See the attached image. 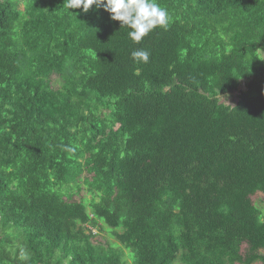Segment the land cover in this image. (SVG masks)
I'll return each mask as SVG.
<instances>
[{
  "label": "trees",
  "instance_id": "trees-1",
  "mask_svg": "<svg viewBox=\"0 0 264 264\" xmlns=\"http://www.w3.org/2000/svg\"><path fill=\"white\" fill-rule=\"evenodd\" d=\"M66 2L0 0V264H264V0Z\"/></svg>",
  "mask_w": 264,
  "mask_h": 264
},
{
  "label": "clouds",
  "instance_id": "clouds-1",
  "mask_svg": "<svg viewBox=\"0 0 264 264\" xmlns=\"http://www.w3.org/2000/svg\"><path fill=\"white\" fill-rule=\"evenodd\" d=\"M103 8L110 13V18L120 22L121 27L129 29L128 35L135 43L157 28L167 30L170 15L157 0H67L68 9L79 8L87 12L90 8ZM150 53L138 50L132 53L134 60L147 63Z\"/></svg>",
  "mask_w": 264,
  "mask_h": 264
},
{
  "label": "rangeland",
  "instance_id": "rangeland-1",
  "mask_svg": "<svg viewBox=\"0 0 264 264\" xmlns=\"http://www.w3.org/2000/svg\"><path fill=\"white\" fill-rule=\"evenodd\" d=\"M261 55L264 57V52ZM240 89H243V86L242 85H240ZM219 99H220L221 102H224L225 104L233 105V103L235 101V94H233L231 96L230 95L229 96L228 95H220L219 96ZM258 198L264 199V197H261V195H259L258 197L255 198L256 203H259L258 202L259 201ZM262 206H263L262 211L264 213V205H262ZM259 207H261V206L259 205ZM263 216H264V214H263ZM95 240L101 241V242L102 241H105V239H102V235L101 236H98V237H95ZM244 250H245V246L243 244V246H242V252H244ZM263 253H264V251H263Z\"/></svg>",
  "mask_w": 264,
  "mask_h": 264
},
{
  "label": "crops",
  "instance_id": "crops-1",
  "mask_svg": "<svg viewBox=\"0 0 264 264\" xmlns=\"http://www.w3.org/2000/svg\"><path fill=\"white\" fill-rule=\"evenodd\" d=\"M263 251H264V250H260V253H261L262 255H264Z\"/></svg>",
  "mask_w": 264,
  "mask_h": 264
}]
</instances>
